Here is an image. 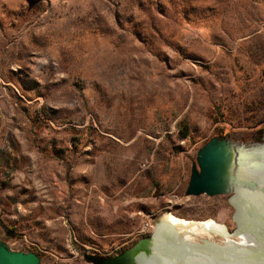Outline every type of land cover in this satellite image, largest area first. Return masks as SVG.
I'll use <instances>...</instances> for the list:
<instances>
[{
    "label": "rangeland",
    "instance_id": "1",
    "mask_svg": "<svg viewBox=\"0 0 264 264\" xmlns=\"http://www.w3.org/2000/svg\"><path fill=\"white\" fill-rule=\"evenodd\" d=\"M213 136L264 139V0H0V239L12 249L93 264L84 253L150 239L164 215L229 234L183 238L207 264L258 260L260 231L235 219L233 192L184 194Z\"/></svg>",
    "mask_w": 264,
    "mask_h": 264
},
{
    "label": "bare ground",
    "instance_id": "2",
    "mask_svg": "<svg viewBox=\"0 0 264 264\" xmlns=\"http://www.w3.org/2000/svg\"><path fill=\"white\" fill-rule=\"evenodd\" d=\"M250 149V154L244 152L240 154V166L233 177V195L230 201L236 208V220L245 221L249 225L254 224L258 227L260 235L254 233L253 245H251L253 249L250 252L255 253L256 257H259L260 261H263L261 263L264 264V252L260 253L264 251V145H253ZM245 155L259 159L256 166L248 163L241 165ZM239 183L244 185L240 186ZM163 216L157 220L156 232L153 234L155 238L142 241L145 247L142 259L147 257L149 260L154 261L156 257H159L161 260L164 259V264H207L205 261L206 255L197 251L195 247H191L192 245L183 243V238L190 237L186 240L191 241L190 239L194 237V239L200 238L207 242V240H204L205 238L213 240L212 237L215 235L218 238L220 236V240L229 236L224 229L212 222L184 224L183 221ZM262 218L263 222L260 223L259 221ZM177 253H179L178 256ZM256 257L251 256V258Z\"/></svg>",
    "mask_w": 264,
    "mask_h": 264
},
{
    "label": "water",
    "instance_id": "3",
    "mask_svg": "<svg viewBox=\"0 0 264 264\" xmlns=\"http://www.w3.org/2000/svg\"><path fill=\"white\" fill-rule=\"evenodd\" d=\"M261 141L264 139L242 142L225 136L211 137L197 149L196 164L191 166L184 194L216 195L231 193L233 177L240 166V154L243 152L250 154V147ZM245 157L249 159L250 155H245ZM239 185L244 184L239 183ZM148 238L155 237L152 233ZM142 239L113 256L102 257L88 253H84L83 256L86 261L93 264H164V259L161 260L159 257H156L154 261L147 257L142 259L145 253ZM261 262L263 261L259 259L249 262L238 259L232 264H260ZM0 264H40V256L34 251L12 249L0 239Z\"/></svg>",
    "mask_w": 264,
    "mask_h": 264
},
{
    "label": "trees",
    "instance_id": "4",
    "mask_svg": "<svg viewBox=\"0 0 264 264\" xmlns=\"http://www.w3.org/2000/svg\"><path fill=\"white\" fill-rule=\"evenodd\" d=\"M156 232V231H155Z\"/></svg>",
    "mask_w": 264,
    "mask_h": 264
}]
</instances>
